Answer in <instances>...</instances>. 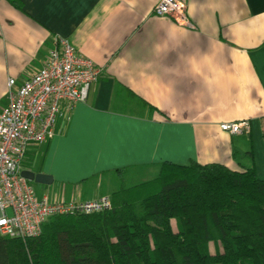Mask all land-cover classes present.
I'll use <instances>...</instances> for the list:
<instances>
[{
  "label": "crops",
  "instance_id": "crops-1",
  "mask_svg": "<svg viewBox=\"0 0 264 264\" xmlns=\"http://www.w3.org/2000/svg\"><path fill=\"white\" fill-rule=\"evenodd\" d=\"M159 2L0 0V109L8 80H27L55 37L101 70L54 136L27 147L20 170L52 178L30 182L36 197L109 196L114 175L164 162L241 171L251 149L264 179V0H187L191 28L154 16ZM242 121L249 134L221 130Z\"/></svg>",
  "mask_w": 264,
  "mask_h": 264
},
{
  "label": "trees",
  "instance_id": "trees-1",
  "mask_svg": "<svg viewBox=\"0 0 264 264\" xmlns=\"http://www.w3.org/2000/svg\"><path fill=\"white\" fill-rule=\"evenodd\" d=\"M246 156L241 171L164 162L111 193L109 211L54 216L36 238L0 235V264H264V179Z\"/></svg>",
  "mask_w": 264,
  "mask_h": 264
},
{
  "label": "built area",
  "instance_id": "built-area-1",
  "mask_svg": "<svg viewBox=\"0 0 264 264\" xmlns=\"http://www.w3.org/2000/svg\"><path fill=\"white\" fill-rule=\"evenodd\" d=\"M187 8V0H160L153 13L191 28ZM100 75V68L80 56L67 38L55 37L43 65L27 80L20 85L8 80L7 103L0 109V235L36 238L54 216L91 215L111 209L108 196L81 202L38 198L20 174L27 147L51 139L62 110L69 112L76 103L84 102L88 88ZM221 130L231 135L249 134L251 126L248 121L231 122L222 124Z\"/></svg>",
  "mask_w": 264,
  "mask_h": 264
},
{
  "label": "rangeland",
  "instance_id": "rangeland-1",
  "mask_svg": "<svg viewBox=\"0 0 264 264\" xmlns=\"http://www.w3.org/2000/svg\"><path fill=\"white\" fill-rule=\"evenodd\" d=\"M158 173H159L158 168H153V169L139 168V169H134V170L132 169L122 176L114 175L113 178H116V179H114V181H112V183L110 184L111 186H109L105 190H104V188H102V190L100 188H97L96 192L100 193L101 191L104 190V193H105L106 191L109 192L111 190L112 191L118 190L121 187H130L132 185H136L138 183L154 179L158 175ZM88 187L90 188L92 186L89 184ZM96 192L94 189L88 190V188H87V190H85V197L92 196ZM6 213H7V215H10L11 211L7 210ZM173 226L175 227L174 221H173Z\"/></svg>",
  "mask_w": 264,
  "mask_h": 264
},
{
  "label": "water",
  "instance_id": "water-1",
  "mask_svg": "<svg viewBox=\"0 0 264 264\" xmlns=\"http://www.w3.org/2000/svg\"><path fill=\"white\" fill-rule=\"evenodd\" d=\"M21 176L29 182H33L38 185H50L52 183V178L49 175L35 173L30 170H23L20 172Z\"/></svg>",
  "mask_w": 264,
  "mask_h": 264
}]
</instances>
